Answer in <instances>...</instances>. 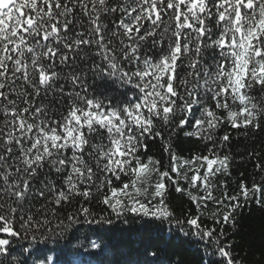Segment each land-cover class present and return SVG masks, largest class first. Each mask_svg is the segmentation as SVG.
I'll list each match as a JSON object with an SVG mask.
<instances>
[{"label":"snow or ice","instance_id":"snow-or-ice-1","mask_svg":"<svg viewBox=\"0 0 264 264\" xmlns=\"http://www.w3.org/2000/svg\"><path fill=\"white\" fill-rule=\"evenodd\" d=\"M90 79L132 94L114 101ZM262 125L264 0H0V264H27L12 257L14 239L38 245L69 232L68 259L47 250L37 259L88 264L87 249L73 247L76 225L172 223L171 189L193 206L175 222L219 264H237L223 225L234 226L242 204H264V163L259 182L239 180L230 194L216 179L232 175L230 133L218 132ZM186 126L206 154L171 151L173 131ZM157 138L167 165L142 155Z\"/></svg>","mask_w":264,"mask_h":264},{"label":"trees","instance_id":"trees-1","mask_svg":"<svg viewBox=\"0 0 264 264\" xmlns=\"http://www.w3.org/2000/svg\"><path fill=\"white\" fill-rule=\"evenodd\" d=\"M212 53L205 56L207 62H211ZM92 83V91L103 92L114 101H121L132 94L129 88L121 87L112 81L95 80ZM53 107H58L52 101ZM196 116L199 112L195 113ZM227 130L230 133V144L225 151L232 156L230 177L217 176L221 184L227 183L231 194L239 180L249 182L253 179L259 182L261 174L256 171L257 162L264 163V125L261 130H248L246 136L244 129H231L225 127L219 130L222 135ZM164 136L168 132L161 129ZM191 131L187 126L185 129L173 131L170 143L172 152L182 158H188L198 153L206 154V146L195 137L185 135ZM147 151L142 152L144 157L152 156L161 160L162 165H167L168 155L164 152L159 138L147 139ZM243 174V175H241ZM50 177L59 181L55 173ZM187 188V185L181 183ZM220 194L218 191L215 193ZM167 203L175 212V219L172 223L168 221L149 220L143 217H126L114 220L112 224H80V239L73 245L78 251L81 247L87 249L83 255L88 264H219L218 255H209L210 249L206 248L204 241L199 240L191 234L190 227L184 224H177L178 220H185L190 214L193 206L185 193L169 190L166 196ZM75 205L68 206L69 208ZM103 206L94 205L96 211ZM210 208H213L210 205ZM234 226L232 223L223 225L224 241L231 245V252L237 264H264V204L257 203L254 199L242 206L233 213ZM212 226V221H205ZM218 230L221 226L216 225ZM75 229H73L74 231ZM185 232H189L185 235ZM71 237L69 232L65 238L50 239L38 245L32 244L25 239H14L10 245L12 257L21 261L27 259V264H42L43 257L37 259L40 250H47L49 257H59L63 262L68 259L66 255L67 240ZM95 241L99 248L92 249L89 242ZM31 250V255L24 251Z\"/></svg>","mask_w":264,"mask_h":264}]
</instances>
